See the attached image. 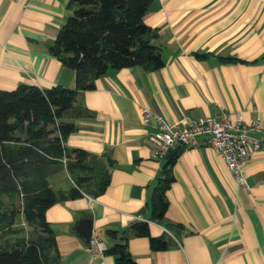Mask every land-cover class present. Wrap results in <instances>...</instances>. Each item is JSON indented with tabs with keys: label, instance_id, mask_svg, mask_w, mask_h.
<instances>
[{
	"label": "crops",
	"instance_id": "obj_1",
	"mask_svg": "<svg viewBox=\"0 0 264 264\" xmlns=\"http://www.w3.org/2000/svg\"><path fill=\"white\" fill-rule=\"evenodd\" d=\"M70 12L68 0H0V89L75 87L74 70L49 51ZM143 21L164 64L109 69L65 112L74 122L66 147L94 153L110 179L95 197L83 193L47 208L60 264H115L110 253L86 250L76 229L84 217L106 248L127 235L136 264H264V148L244 160L246 189L209 146L177 147L159 223L150 218V197L165 160L151 152L154 118H141L143 106L168 122L240 110L244 121L264 124V0H151ZM63 176L64 166L47 176L54 190L71 186L70 178L59 182ZM135 217L169 246L154 251L146 236L131 234Z\"/></svg>",
	"mask_w": 264,
	"mask_h": 264
},
{
	"label": "trees",
	"instance_id": "obj_2",
	"mask_svg": "<svg viewBox=\"0 0 264 264\" xmlns=\"http://www.w3.org/2000/svg\"><path fill=\"white\" fill-rule=\"evenodd\" d=\"M150 2L68 0L71 12L49 51L74 70L75 87L19 84L0 89V264H60L45 218L47 208L83 193L95 197L107 187L110 174L104 162L85 149L66 147L74 122L65 119V112L74 107L80 90L92 89L95 79L109 69L155 70L164 64L160 47L151 41V28L143 21ZM81 111L78 108V115L88 113ZM177 154L176 148L164 158L150 197V218L159 223L167 209L165 195L174 180L171 167ZM63 166L71 186L54 190L47 176ZM19 216L28 230L14 227ZM127 228L135 236H146L151 250L170 244L166 235H151L145 220L134 218ZM107 231L117 238L114 230ZM127 238L121 234L104 251L115 256V264H136Z\"/></svg>",
	"mask_w": 264,
	"mask_h": 264
},
{
	"label": "built area",
	"instance_id": "obj_3",
	"mask_svg": "<svg viewBox=\"0 0 264 264\" xmlns=\"http://www.w3.org/2000/svg\"><path fill=\"white\" fill-rule=\"evenodd\" d=\"M141 116L144 123L150 118H154L156 122L151 151L153 156L165 158L169 151L179 146L186 148L199 143L209 146L222 158L234 180L249 189L243 170L244 160L251 151L264 148V124L258 118L246 122L240 110H221L215 115L168 122L160 114L153 113L144 106L141 108ZM202 135L205 138L199 142L198 137ZM138 219L144 220L141 217ZM105 249L102 239L92 233L86 241V250L102 257Z\"/></svg>",
	"mask_w": 264,
	"mask_h": 264
},
{
	"label": "water",
	"instance_id": "obj_4",
	"mask_svg": "<svg viewBox=\"0 0 264 264\" xmlns=\"http://www.w3.org/2000/svg\"><path fill=\"white\" fill-rule=\"evenodd\" d=\"M176 149H172L166 154V158L174 153ZM77 231L87 241L92 234V220L89 217H84L77 222Z\"/></svg>",
	"mask_w": 264,
	"mask_h": 264
},
{
	"label": "rangeland",
	"instance_id": "obj_5",
	"mask_svg": "<svg viewBox=\"0 0 264 264\" xmlns=\"http://www.w3.org/2000/svg\"><path fill=\"white\" fill-rule=\"evenodd\" d=\"M61 181H62V183L69 185V178L67 176L66 177L63 176V179L59 178V182H61ZM14 227H16V228L24 227V229H26V230L29 229L28 226L26 225V223L24 222L22 216H19L17 218Z\"/></svg>",
	"mask_w": 264,
	"mask_h": 264
}]
</instances>
